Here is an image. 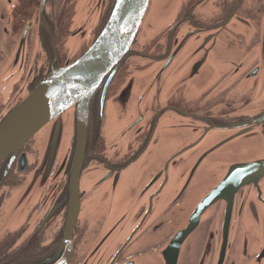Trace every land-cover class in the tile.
Returning a JSON list of instances; mask_svg holds the SVG:
<instances>
[{
    "label": "flooded vegetation",
    "instance_id": "obj_1",
    "mask_svg": "<svg viewBox=\"0 0 264 264\" xmlns=\"http://www.w3.org/2000/svg\"><path fill=\"white\" fill-rule=\"evenodd\" d=\"M116 2L0 0V127L93 46ZM161 19L86 115L67 108L0 164V264L132 263L215 190L230 198L199 224L188 264L224 248L225 264L257 258L240 262L239 247L253 195L264 223V0H181Z\"/></svg>",
    "mask_w": 264,
    "mask_h": 264
},
{
    "label": "water",
    "instance_id": "obj_2",
    "mask_svg": "<svg viewBox=\"0 0 264 264\" xmlns=\"http://www.w3.org/2000/svg\"><path fill=\"white\" fill-rule=\"evenodd\" d=\"M180 1L117 0L107 26L93 46L73 65L50 75L0 127V164L30 137L46 134L52 119L67 108L77 105L79 112L86 115L91 96L129 51L142 25L147 23L153 28L156 24L157 27L161 16L175 10ZM54 132L57 133V128ZM182 189L177 187L176 194ZM224 192H207L183 204L173 218L175 225L160 232L159 242L153 243L152 238H147L140 244L144 248L159 246L155 252L129 264H188L194 250L195 231L201 222L209 219L214 203L230 198L223 195ZM261 203V198L253 195L247 205L239 247L240 262L250 260L255 254L257 258L250 264H264V223L258 216ZM225 263L224 248L214 264Z\"/></svg>",
    "mask_w": 264,
    "mask_h": 264
}]
</instances>
